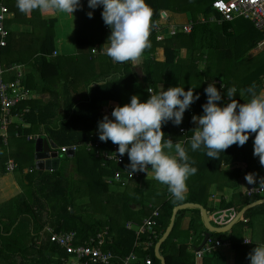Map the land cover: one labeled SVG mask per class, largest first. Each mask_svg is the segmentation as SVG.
Masks as SVG:
<instances>
[{
    "label": "trees",
    "instance_id": "obj_1",
    "mask_svg": "<svg viewBox=\"0 0 264 264\" xmlns=\"http://www.w3.org/2000/svg\"><path fill=\"white\" fill-rule=\"evenodd\" d=\"M84 1L87 2V0H81V2ZM214 1L146 0L153 15L149 36L150 46L144 52L147 54L155 53L158 47H163L165 61H154L147 58L141 64L145 87L147 89L148 87L154 88L156 93L159 92L160 83H164L165 90L174 86L184 87L185 91L191 85L195 89L197 88L195 94H199L200 99L184 113V117L188 114L191 128L193 126L192 116L200 114L202 105L206 102V95L198 92L199 87L196 84L198 81H195L198 78L195 68H197V74L202 79H204V75H207L206 78L209 81L207 82L205 79L203 85L209 84L220 76L224 78L226 88L221 90V104L227 102L226 90L229 88L236 89L233 99L238 100L239 103H245L251 98L247 92L250 86L255 85L258 91L264 89V53H262V57H254L251 61L248 59L250 51L255 49L258 41L262 39V33L248 19L241 17L249 22V26L245 24L239 26L237 19L240 18L222 24L199 23L194 26L190 34L179 33L164 41H158L156 26L160 23L164 11L190 13L194 19L200 15L209 17L215 15ZM102 10V7L94 10L92 18H89L86 12H82V16L78 15L80 28L78 27L77 41L78 44L82 43L85 46L87 44V51L84 52L82 48V54L70 58L76 61L77 67L84 64L82 61H86L88 64L92 62L94 68L100 69L97 76L85 80L82 78L86 86V94L79 99L68 97L65 102L61 103L53 101L46 103L40 100L21 102L16 111L21 112L23 121L28 124V127H22V124L18 122V126L12 125L7 145L0 138V149L2 150L0 153L4 152V155H0V161L4 162L2 164H5L6 168L8 159L13 157L18 164V170H22L24 166V153L19 152L18 156L15 157L10 151L6 155V150L13 144L11 140L15 138L26 139V135L37 133L56 143L58 148L72 145L80 146L74 157L68 156L67 153H61L60 166L57 170L40 171L33 165L36 141L27 139L26 143L31 146L30 162L33 171L25 175L27 184L22 183V185L24 184L23 193L0 205V264H62L61 258L66 256V253L59 245L51 242L50 234L46 232L48 226L54 228L56 232L76 231L77 243H83L90 236L109 226L111 241L107 242L105 248L112 250L117 255L112 264H121L122 258L132 252H136L139 256L136 264H142L141 262L148 257H151L152 264H161L155 253V246L159 239H156L153 245L149 246L150 241L147 235H143L137 240L135 232L126 227L128 221L141 223L144 218L151 216L153 209L156 208H148L145 201H141V204L137 203L141 205L138 209L130 207L144 194V186L140 184L141 178L137 179L139 181L134 189L133 197L127 191L119 197L111 190V184L106 180L118 168L116 164L110 163L107 167L103 166L102 161L85 147V144L90 140H99L97 125L98 121L105 116L102 113L104 102H114L116 107L130 103L133 95L139 96L141 102L150 97L148 90L137 89L139 78L136 66L130 61L123 64L115 63L107 55L100 54L106 41L105 37L110 35V29L104 24L101 16ZM216 15L218 14L216 13ZM83 20L89 29L95 30L90 38H86L83 28H81ZM98 23L99 28L105 32L103 39H101V32L95 34ZM17 36L19 35H15V33L9 34L7 46L2 51L1 63L4 67L12 64H32L39 67L38 72L43 86L53 85L47 76L52 75L53 72L61 73L66 64L65 61L70 59L62 55H52L56 48L55 32L47 31V38L42 40L45 42V48H38L35 33L30 35V39L34 38L33 42L30 41L31 45H34V48L37 47L39 53L38 56L33 54L30 57L23 54L14 56ZM24 40L26 41L25 38ZM97 45L98 53H93V49ZM184 48L188 53L185 58L181 54ZM11 56L14 58L10 59ZM5 57H8L7 62L4 61ZM204 59L207 60L206 70L199 72L197 61ZM103 65L104 69L102 68ZM171 71L178 73L176 81L168 80ZM32 73L34 72L32 71ZM75 76L80 79L79 73ZM30 80L34 84V75L30 74L24 78L23 84L27 88L33 87V84L29 83ZM25 109L29 111L24 113ZM109 118L112 117L109 116ZM171 124L168 122L162 125L165 140H167L168 131L172 129ZM17 131L23 135L17 137L15 135ZM251 136H255V134ZM19 142L21 140H16V143ZM112 144L111 141L106 142L105 148H111ZM246 144L247 142L243 146L235 144L231 146L237 153L238 159L229 160L225 151L219 153L222 154L220 162L224 161L229 164V162L243 161L240 155L243 154L246 157L248 154ZM205 158H208L206 154ZM252 158L253 156L247 155L244 161ZM241 174L240 171L237 178ZM263 198L264 196L249 197L244 205L237 207L238 211H241L245 204ZM186 201L197 202V199L185 198L182 201H177L173 197L169 199L165 197L160 206L157 207L160 209L157 229L162 234L170 223L174 208ZM230 206L234 207L235 204L230 203ZM185 211H179L171 235L162 244L161 254L165 257L166 264H228L226 258L218 251L208 253L204 257H198L188 252L186 245H181L175 252L169 253L172 247L177 246L174 241L177 238L176 231L179 220ZM192 211L194 216L190 230L196 232L197 221L204 229L200 210L193 209ZM257 215L264 217V203L247 210L244 214V219L247 222L241 219L228 233H208L207 231L206 235H210L213 241L219 239L230 241L232 248L236 251V264H249L248 255L259 244L257 242L245 244L244 240L253 226V218ZM41 238L43 239L41 244L37 245V240ZM202 239L204 240L205 236Z\"/></svg>",
    "mask_w": 264,
    "mask_h": 264
},
{
    "label": "clouds",
    "instance_id": "obj_2",
    "mask_svg": "<svg viewBox=\"0 0 264 264\" xmlns=\"http://www.w3.org/2000/svg\"><path fill=\"white\" fill-rule=\"evenodd\" d=\"M87 5L92 10L102 7L103 22L110 29L104 54L115 63L136 62L150 46L153 13L146 0H87ZM16 7L25 15L39 10L41 13L56 11L73 16L82 8V3L81 0H16ZM87 15L92 18L93 11ZM194 89L190 87L185 91L184 87L174 86L165 90L161 86V91L151 93L144 102L133 95L130 103L114 107L112 118L105 115L97 125L100 141L118 145L120 156L127 153L130 161L127 165L130 171L127 172L131 176L136 172L148 173L151 169L154 179L166 185L177 201L185 199L187 180L197 168L192 166L194 161H190L181 143L165 140L162 125L171 122L179 126L182 123L185 111L200 99L199 94L194 95ZM235 92V88L227 89V102L221 104V90L215 83L207 85L202 115L192 116L196 127L192 129L190 148L193 152L206 150L209 158L218 159L219 153L234 144L243 146L255 134L253 156L258 157L264 166V89L258 91L255 85L250 86L247 92L251 98L245 103L233 99ZM173 144L175 155H170L164 149H172ZM245 179L249 184H256L253 174H247ZM262 181L264 178L259 183ZM248 260L249 264H264V244L255 246Z\"/></svg>",
    "mask_w": 264,
    "mask_h": 264
},
{
    "label": "crops",
    "instance_id": "obj_3",
    "mask_svg": "<svg viewBox=\"0 0 264 264\" xmlns=\"http://www.w3.org/2000/svg\"><path fill=\"white\" fill-rule=\"evenodd\" d=\"M81 3H82V8L75 11L73 16L70 14H66L63 12H56V11H48L45 13H41L39 10H34L30 14L25 15L17 9L16 0H6V4L10 9V16L6 24L7 29L9 30V34L15 33V35H19L15 40L16 50L14 52V56L15 55L19 56L22 54L28 57H30L33 54L34 55L36 54L35 56H38L37 54L39 53L37 52V47L34 48V45H31V42H33L34 38L30 39L29 36L35 33L36 44L37 46L39 45L38 48H45V42L42 40L47 38L46 37L47 31L55 32L56 48L52 54L53 56L62 55L68 58L74 57L75 55H78L80 53L82 54V50H81L82 48L83 51L86 52L87 44L86 46L82 45V43L78 44L77 41V32L79 27L78 15L82 16V12L88 13L89 11H94V10L88 7L87 2L84 1ZM168 13H169L168 10L163 12L159 24L165 25L166 27L169 26V20L171 15L170 14L168 15ZM171 14L177 15V13H173V12ZM187 14H189V16L186 22L191 18H193L190 15V13ZM81 28H83L82 30L86 38H90L92 32L95 31L92 28L89 29L86 26V23H84V20L83 23L81 24ZM48 29H52V30H48ZM107 29L108 28L106 27V30ZM100 32L102 33L101 39H103V37L105 36V32L103 29L101 30V28H99V23H98V27L95 34L97 35ZM24 38L26 39V41L24 40ZM105 38H106L105 40L107 41L108 37ZM106 41L104 42V44L106 43ZM107 46L108 45L105 44L103 46V50L106 49ZM94 49H98V45ZM103 50L100 51V54L106 55L104 54ZM181 54L182 57L185 58L186 55L188 54L187 50L185 48L182 49ZM147 57L154 61H165V50L163 47H158L155 53L147 54L143 51L141 57L137 60V62L134 64L132 63L134 66H136V71L138 72L139 82L137 84L138 85L137 89H140L141 84L145 82L143 81L144 74L141 70V64L144 63ZM65 62L66 64L61 70V73L57 74L53 72L52 75L49 74V76H47V78L51 80L53 83V85L51 86L49 85L43 86L41 82L40 74L38 72L40 70L39 67H35L32 64L30 65L26 63L24 64L25 78H27L30 74H32L34 75V79H35L34 84L32 80H30L29 82L33 84L32 88H28L31 92L30 100H40L46 103L50 101L61 103V102H65L68 97L79 99L86 94V86L82 78H84V80L86 78L91 79V77L97 76L100 69L94 68L92 62L88 64L86 61H82L84 64L83 65L81 64V66L79 67L76 66V61L72 58L68 59ZM197 63L204 65L205 68V65H207V60L206 59L199 60V62L197 61ZM0 64L2 63L0 62ZM2 66L4 65L2 64ZM103 67L104 65L102 66V68ZM32 71L34 73H32ZM198 71L200 72L202 70L198 69ZM78 73L80 79L76 78L75 76ZM195 81H198L199 83L198 79H196ZM206 81L208 82L209 80H207L206 78ZM212 82L213 80L210 83ZM198 83H196L197 87H199L198 92L202 95H205L204 89L207 87L208 84L203 85L202 84L203 81L199 84ZM161 86L165 88L164 83H160L158 86V91L161 88ZM190 87L195 88L192 85ZM149 88L151 87H148V89ZM148 89L145 90L147 91ZM196 89H194V94L196 93ZM220 90L222 89L220 88ZM114 107H115L114 102H104L102 104V113L104 115H108L111 117V112ZM198 115H202V109H201V113ZM21 124L22 127L25 126L28 127V124H26L25 122ZM170 127L172 129L169 130L168 135H166L167 140L171 139L173 143L176 142L181 143L185 147L187 154L190 158V161H194V164L192 166L197 168V172L194 175L190 176L189 179L187 180L188 191L185 197V198H196L197 202L186 201L180 204L198 203L207 210L209 216L215 212H223V211H235L236 213H239L240 211H238L237 207L244 205V203L249 200L248 199L249 197L246 196V191L251 185H253V184H249L246 181L245 176L247 174H253L256 179V185L260 184L259 180L261 178H264V166L260 164L258 157L253 156L254 136H251L250 142H252V144L249 145L248 141L246 144L247 153H248L247 155H249L250 157L253 156V158L251 160L247 161L246 159L244 161L247 155L245 157V155L241 154L240 158L243 161L241 162L236 161L234 163L229 162L228 164L225 163L224 161L220 162V158H222V154L221 155L218 154V159H211L209 157L205 158V150H198L195 152L191 150L190 139L191 136L193 135L192 129L195 128L196 125L193 124L191 128L189 124L188 114L186 115V117L183 118V121L179 126H175L171 124ZM181 129H185L186 132L185 133L181 132ZM35 135L37 136L38 134L36 133L34 134V136ZM40 137L43 136L40 135ZM16 140H21V142L16 143ZM26 142H27V138L26 139L15 138L11 140V143H13L10 146L11 150L10 147L6 150V155L7 152L10 153V151H12V154L15 155V157L18 156L19 152H23L25 156L24 159L25 161L22 170L17 169L16 171H14V175H11L12 172H7V170H4L6 169L5 164H2V169L0 173L3 172L11 175L9 176L11 182L7 185L9 187L7 190H0V205L7 203L10 199L23 193L24 191L23 185L27 184L25 175H27L28 172L31 173L33 171V166L32 163L30 162L31 161L30 157L32 156L31 146L28 145ZM164 151L170 155H175V145L173 144L172 149L165 148ZM225 153L229 160L238 159L237 153L234 152L231 146L225 150ZM0 155H4V152L2 154L0 153ZM33 155H34L33 165H35L36 162L35 148ZM11 158L14 159L13 157ZM127 161H129L128 157H127ZM240 171L242 172V174L239 178H237V175ZM138 181L139 180H132L126 185L119 184L116 188L111 187V190L119 197L123 196L125 191H127L130 194V196L133 197L134 189L138 184L137 183ZM140 181H141L140 184L144 186V194L141 198H138V201L136 203L134 202L130 205L132 209L140 208L141 201H145L147 203L148 208H153V207L157 208L160 206V204L165 199V197L168 199L172 197V195L167 190V186L162 185L160 182L154 179V173L152 170L147 175H144ZM23 182L24 184L22 185ZM261 183H263V181ZM158 200L161 201L160 203L156 204L155 202ZM230 203L235 204V206L229 207ZM251 203L245 204V207ZM193 209H197V208L185 209L186 211L184 212L183 216L180 218L178 228L176 231L177 238L174 240L177 246L172 247L169 253L175 252L176 249L181 245H186L188 246V252H190L192 255H195V251L205 243L207 231L208 233L210 232L204 224L202 212L200 209L198 210H200L201 213L200 216H201V221L204 224V229L200 226L199 221H197L196 232L190 230L192 217L194 216V213L192 211ZM252 224L253 226L251 230L248 231L247 234L248 236L245 237L249 238L252 242H257V244L259 245L264 244V217L262 215L255 216L253 218ZM204 236L205 239L203 240L202 237L204 238ZM218 252L226 258L228 264H236L237 255L235 249H233L232 246L220 248ZM145 260H143L141 263L144 264ZM137 262H135V264Z\"/></svg>",
    "mask_w": 264,
    "mask_h": 264
},
{
    "label": "built area",
    "instance_id": "obj_4",
    "mask_svg": "<svg viewBox=\"0 0 264 264\" xmlns=\"http://www.w3.org/2000/svg\"><path fill=\"white\" fill-rule=\"evenodd\" d=\"M213 8L215 15L209 17L200 15L197 19L191 18L186 23L178 26H168L158 24L156 26V33L158 41L165 40L167 37L175 36L179 33L190 34L192 33L194 26L199 23H217L234 21L237 18H245L250 20L255 27L262 33V39L258 41L256 50L264 53V0H215L213 2ZM216 13L218 15H216ZM10 16V9L6 4V0H0V62L2 57V51L7 46V38L9 36V30L6 23ZM97 49H93V53H97ZM131 62V61H130ZM137 62V61H136ZM131 62V63H136ZM0 138L4 144H8L10 139V127L12 125L18 126V123H23L21 112L16 111L17 106L24 101L30 100L31 92L23 84L25 78V65L24 64H12L4 67L0 64ZM212 83L223 86L226 88V83L223 80H213ZM163 88V87H162ZM164 89V88H163ZM150 91V92H149ZM161 91V88L159 89ZM149 94H155L154 88L148 89ZM29 111L24 110V113ZM18 122V123H17ZM181 132H186L185 129H181ZM17 137L23 135L19 131L15 134ZM40 135H26L28 140H37ZM106 142L100 140H90L85 144L88 151L93 152L95 156L102 161L103 166H108L110 163H115L119 168L115 169L111 176L106 180L110 184L118 183L126 185L132 180H137L147 175L151 169L147 172H136L132 176L127 168V155L120 156L117 152L118 145L112 144L111 148H105ZM79 145L64 146L58 148L59 154L68 153L69 149L73 148L77 152ZM18 167L17 162L9 158L6 164L7 172H14ZM151 166L149 165V168ZM246 196H264V183L260 185L253 184L247 191ZM235 211H223L215 212L210 215L211 222L215 226H225L231 223L237 216ZM160 217V209L154 208L151 216L144 218L143 221L135 222L128 221L126 227L128 230L135 232L137 240L143 235H147L149 239V246H152L156 239H160L163 235L157 229L158 218ZM245 222L244 216L241 217ZM240 219V220H241ZM46 232L50 234L51 242L59 245L66 253V256L61 258L62 264H112L117 255L110 249H106L105 245L108 241H111L110 227L106 226L101 229L95 235L90 236L83 243H77L78 235L76 231H62L56 232L52 227H46ZM43 239L37 240V245L41 244ZM247 241V242H246ZM245 244H250L252 241L249 238L244 240ZM138 246L139 243H137ZM231 242L228 240H216L211 238L207 240L199 249L195 251V255L198 257H204L208 253L218 251L223 247H230ZM139 260V256L136 252H132L130 255L122 258L121 264H135ZM146 264H152L151 257L146 258Z\"/></svg>",
    "mask_w": 264,
    "mask_h": 264
},
{
    "label": "water",
    "instance_id": "obj_5",
    "mask_svg": "<svg viewBox=\"0 0 264 264\" xmlns=\"http://www.w3.org/2000/svg\"><path fill=\"white\" fill-rule=\"evenodd\" d=\"M35 147H36L35 148L36 149L35 150V160H36L35 167L37 170L54 171L59 168L60 161H61V155L59 154L58 145L56 143L49 141L48 139L44 137H39L36 140ZM67 155L70 157H74L76 155V152L73 150V148H71L69 149ZM262 203H264V198L247 205L237 214L236 218L231 223H229L228 225L222 226V227L213 225L207 210L198 203H184V204L177 205L173 210V214H172V217H171V220H170V223L167 229L165 230V232L163 233V235L158 240L155 246V253H156L157 258L161 261V264H166V259L161 254V247H162V244L171 235L174 229V225H175L176 218H177L179 211L189 209V208L200 209L202 212L204 224L210 233H225L231 230L234 227V225L240 221L241 217L244 216L245 212L248 209L253 208ZM209 238H210V235H207L205 239V243L207 242Z\"/></svg>",
    "mask_w": 264,
    "mask_h": 264
},
{
    "label": "rangeland",
    "instance_id": "obj_6",
    "mask_svg": "<svg viewBox=\"0 0 264 264\" xmlns=\"http://www.w3.org/2000/svg\"><path fill=\"white\" fill-rule=\"evenodd\" d=\"M169 13H168V15L170 14L171 15V17H170V20H169V26H178V25H180V24H183V23H185L186 22V20H187V18H188V16H189V14H187V13H185V12H182V13H177V15H174V14H171L172 12L171 11H168ZM190 15H192V14H190ZM237 22H238V24H239V26H242L243 24H245L246 26H249V22L248 21H246V20H244V19H242V18H240V19H237ZM185 56V55H184ZM254 57H262V53H258L257 51H256V49H253V50H251L250 51V53H249V60L251 61L252 60V58H254ZM7 58L8 57H5V60L4 61H6L7 60ZM10 59H12V58H14V57H9ZM148 58V57H147ZM161 58V57H160ZM197 67H198V69H200V70H202V71H200V72H203L204 70H206V65H205V68H204V65H202V64H199V63H197ZM195 71H196V75H197V78H198V80L200 81L202 78L197 74V68H195ZM203 76V75H202ZM206 76L207 75H204L203 77H204V79H202V81H205V79H206ZM178 79V73L176 72V71H171V73H170V75H169V81L171 80V81H176ZM216 79H219V80H224V78L222 77V76H220V77H218V78H216ZM216 79H214V80H216ZM201 81V82H202ZM145 85H146V83H142L141 84V90H145V89H147L146 87H145ZM215 86L219 89V88H221L219 85H216L215 84ZM222 89V88H221ZM251 141V137L249 138V140H248V144L249 145H251L252 144V142H250ZM36 148V147H35ZM36 150V149H35ZM1 169H2V161H0V172H1ZM16 171V170H15ZM8 177H7V176ZM11 175H14V172H12L11 173ZM11 175H9L8 173H0V190H7L9 187L7 186L10 182H11V180H10V178H9V176H11ZM26 182V181H25ZM119 184H117V183H114V184H112L111 185V187L112 188H116L117 186H118ZM13 199V198H12ZM11 200V199H10ZM9 200V201H10ZM160 201L161 200H158V201H156L155 203L156 204H158V203H160Z\"/></svg>",
    "mask_w": 264,
    "mask_h": 264
}]
</instances>
